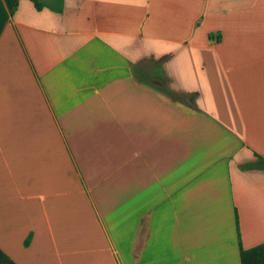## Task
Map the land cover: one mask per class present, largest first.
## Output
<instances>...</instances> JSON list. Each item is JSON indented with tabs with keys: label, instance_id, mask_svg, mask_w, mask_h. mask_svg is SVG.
I'll return each mask as SVG.
<instances>
[{
	"label": "crops",
	"instance_id": "0c3cea01",
	"mask_svg": "<svg viewBox=\"0 0 264 264\" xmlns=\"http://www.w3.org/2000/svg\"><path fill=\"white\" fill-rule=\"evenodd\" d=\"M41 2L0 0V249L242 264L264 244V0Z\"/></svg>",
	"mask_w": 264,
	"mask_h": 264
},
{
	"label": "trees",
	"instance_id": "16d2710c",
	"mask_svg": "<svg viewBox=\"0 0 264 264\" xmlns=\"http://www.w3.org/2000/svg\"><path fill=\"white\" fill-rule=\"evenodd\" d=\"M36 5L38 10L43 8V4L41 0H31ZM7 6L10 12L13 14L19 4V0H6ZM259 162L257 167L261 170H264V158L258 156ZM241 262L242 264H264V244L249 249H241ZM0 264H16L9 256H7L1 249H0Z\"/></svg>",
	"mask_w": 264,
	"mask_h": 264
},
{
	"label": "rangeland",
	"instance_id": "374dc122",
	"mask_svg": "<svg viewBox=\"0 0 264 264\" xmlns=\"http://www.w3.org/2000/svg\"><path fill=\"white\" fill-rule=\"evenodd\" d=\"M142 66H141V68L145 69V71L152 72V70L154 68H156V66H158V65H156L152 59H149V60H146V62H144V65H142ZM147 79H149L150 83H155V79L153 77H150V78H147ZM164 87H165L164 89L167 90L166 86H164Z\"/></svg>",
	"mask_w": 264,
	"mask_h": 264
}]
</instances>
